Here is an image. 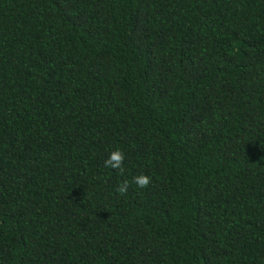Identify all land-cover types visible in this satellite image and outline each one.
Masks as SVG:
<instances>
[{"label": "trees", "instance_id": "1", "mask_svg": "<svg viewBox=\"0 0 264 264\" xmlns=\"http://www.w3.org/2000/svg\"><path fill=\"white\" fill-rule=\"evenodd\" d=\"M0 264H264V0H0Z\"/></svg>", "mask_w": 264, "mask_h": 264}, {"label": "clouds", "instance_id": "2", "mask_svg": "<svg viewBox=\"0 0 264 264\" xmlns=\"http://www.w3.org/2000/svg\"><path fill=\"white\" fill-rule=\"evenodd\" d=\"M126 158V154L120 150L112 151L108 158L104 161V166L107 168H111L114 170H118L121 174L124 172V161ZM135 184L138 188L144 189L147 188L152 183V178L146 174H140L134 176L131 180H123L117 187L116 192L121 196H126L128 193V189L131 184Z\"/></svg>", "mask_w": 264, "mask_h": 264}]
</instances>
